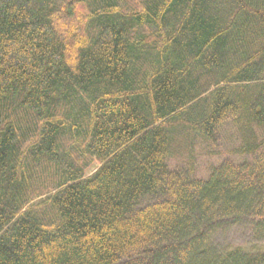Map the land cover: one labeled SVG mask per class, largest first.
<instances>
[{
  "label": "trees",
  "instance_id": "1",
  "mask_svg": "<svg viewBox=\"0 0 264 264\" xmlns=\"http://www.w3.org/2000/svg\"><path fill=\"white\" fill-rule=\"evenodd\" d=\"M0 264H264V0H0Z\"/></svg>",
  "mask_w": 264,
  "mask_h": 264
},
{
  "label": "rangeland",
  "instance_id": "2",
  "mask_svg": "<svg viewBox=\"0 0 264 264\" xmlns=\"http://www.w3.org/2000/svg\"><path fill=\"white\" fill-rule=\"evenodd\" d=\"M196 156L191 161L195 165L196 176L198 178H206L210 169L218 166L224 160V157L217 153L213 147L200 146L196 149ZM169 165L174 170L186 171L189 167L187 157H174L169 160ZM98 167V166H97ZM95 168L91 169L93 172ZM254 240L253 233L246 226H235L227 229H221L212 236L213 243L218 247L221 245H247Z\"/></svg>",
  "mask_w": 264,
  "mask_h": 264
}]
</instances>
